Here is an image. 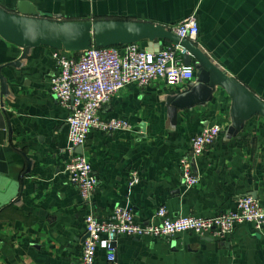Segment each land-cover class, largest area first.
<instances>
[{"label": "crops", "instance_id": "crops-1", "mask_svg": "<svg viewBox=\"0 0 264 264\" xmlns=\"http://www.w3.org/2000/svg\"><path fill=\"white\" fill-rule=\"evenodd\" d=\"M23 2L37 16L18 13ZM0 10L50 22L115 19L163 26L194 13L198 48L264 102V0H0ZM17 38L20 44L0 28V175L19 184L0 207V264H79L89 212L106 218L126 207L145 220L163 206L171 216L208 217L235 209L245 195L264 205V116L217 81L206 101L176 106L175 98L195 82L196 67L190 82L128 84L101 108L102 118H124L131 127L89 132L81 153L97 184L84 201L63 172L70 155L68 111L49 89L58 71L52 52L64 49L77 57L82 49H65L51 32ZM127 43L149 51L173 44L139 33L119 36L118 45ZM212 123L221 132L193 159L191 137ZM183 158L198 175L195 185L185 184ZM133 175L138 181L130 184ZM114 248L118 264H264V230L237 224L223 238L191 231L169 239L121 234ZM106 254L97 248L94 264H109Z\"/></svg>", "mask_w": 264, "mask_h": 264}, {"label": "built area", "instance_id": "built-area-1", "mask_svg": "<svg viewBox=\"0 0 264 264\" xmlns=\"http://www.w3.org/2000/svg\"><path fill=\"white\" fill-rule=\"evenodd\" d=\"M160 26L180 39L193 43L197 41L198 23L194 13L177 23ZM189 51L179 43H173L149 51L134 43L97 47L89 45L77 57L67 54L64 49L52 52L58 71L50 79V92L57 102L68 111L66 118L67 139L70 155L64 163L63 172L69 183L79 191L80 197L89 202L97 180L91 165L82 153L75 151L83 146L91 130L114 132L129 129L131 126L124 118L104 119L99 115L101 108L111 97L128 84L147 86L163 80L168 86L190 82L195 74L193 63L185 64L183 55ZM221 132L217 123L206 125L201 132L190 139L192 158L199 157L211 146ZM182 177L187 186L198 182L186 158L180 160ZM138 181L132 176L130 184ZM237 224H250L256 231L264 230V205L256 198L245 195L238 198L233 210H225L208 216L168 214L160 206L145 220L135 219L126 207H117L106 218H98L92 212L84 215V239L79 264H94L97 248L107 250L109 264H118L114 243L121 234L136 238H173L175 235L191 231L199 235L223 238Z\"/></svg>", "mask_w": 264, "mask_h": 264}, {"label": "water", "instance_id": "water-1", "mask_svg": "<svg viewBox=\"0 0 264 264\" xmlns=\"http://www.w3.org/2000/svg\"><path fill=\"white\" fill-rule=\"evenodd\" d=\"M26 6L28 7L26 2L20 3L16 9L17 12L23 15L37 16L38 12L33 6L29 8ZM0 28L11 36L17 44H20L18 35L25 36L26 34L28 36L32 31L51 32L59 39L65 49L70 50L84 49L89 45L97 47L114 46L118 44L119 36L130 33L168 39L173 43H179L189 51V54L182 57L185 64L196 63V80L188 90L175 98L174 104L176 106L193 105L206 101L212 92V82L217 81L242 100L251 110L264 116V102L258 100L213 64L195 43L187 39H180L160 26L115 19L50 22L40 18H22L16 14H7L0 10ZM4 128V115L3 111L0 110V131ZM75 151L81 153V146H77ZM15 181L16 179L5 180L0 175V207L16 195L19 184Z\"/></svg>", "mask_w": 264, "mask_h": 264}]
</instances>
